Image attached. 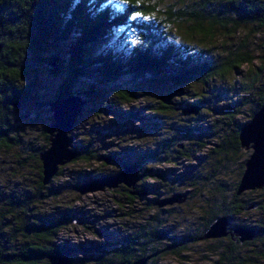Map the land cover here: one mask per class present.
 Returning a JSON list of instances; mask_svg holds the SVG:
<instances>
[{"label": "trees", "instance_id": "16d2710c", "mask_svg": "<svg viewBox=\"0 0 264 264\" xmlns=\"http://www.w3.org/2000/svg\"><path fill=\"white\" fill-rule=\"evenodd\" d=\"M239 33L242 38L230 47L219 42ZM250 36L254 43L255 36L261 39L262 55H258L264 57V0H0V146L22 141L19 133L12 134L13 112L28 118V109L47 120L40 128L42 143L34 146L25 141L37 161L38 178L33 187L18 192L0 188V264H47V255L56 251L69 264H117L123 260L126 264L147 255L145 264H156L163 254L177 252L175 245L183 247L185 238L213 239L208 246L213 253L209 264H253L263 258L264 185L238 192L237 184L250 152L240 145L238 129L264 102V82L256 85L253 76L240 94L228 84L215 82L225 81L228 73L251 62ZM43 70L57 78L49 96L43 95L47 86L41 80ZM252 88L255 97L248 94ZM166 93H171L169 102L159 97ZM71 95L82 99L75 119L84 107L97 102L103 110H113L114 118H104L99 127L83 136H71L72 127L67 131L69 149L76 151L72 161L96 159L101 165L110 164L83 180L74 172L70 188L135 165L140 177L130 185L119 181L114 187L124 191L123 205L130 210L142 199L152 211L145 222L111 240L57 244L56 232L77 219L74 210L68 206L55 213L34 210L51 193L44 192L50 188L47 183L65 165H56L49 179L42 181L38 153L48 146L49 102ZM136 98H143L145 105H131ZM201 107L222 117L214 122L196 119ZM241 107L246 110L240 111ZM190 108L195 112L185 111ZM144 109L148 113H141ZM241 112L248 118L239 122L236 116ZM124 124L127 127L120 130ZM109 129H119L118 139L113 142L108 135L111 145L105 147L102 136ZM132 134L139 142L121 145ZM202 150L201 177L186 176L185 170H179L171 178L168 168H151L158 163H177L180 158L191 160ZM231 174L234 180L227 183ZM147 178L166 189L157 191L156 182ZM200 181H212V194L220 198H213L209 205L206 200L208 212L201 230L174 240L161 214L184 202ZM148 190L155 196L146 202L143 198ZM173 194H179V200L157 203ZM249 212L253 215L248 216ZM220 216L225 217L226 233L203 236ZM238 227L250 229V237L240 239L235 232ZM77 248L84 254L75 259L71 255Z\"/></svg>", "mask_w": 264, "mask_h": 264}, {"label": "rangeland", "instance_id": "374dc122", "mask_svg": "<svg viewBox=\"0 0 264 264\" xmlns=\"http://www.w3.org/2000/svg\"><path fill=\"white\" fill-rule=\"evenodd\" d=\"M242 36L243 34L239 33L236 37H232L231 39L222 38L219 42L222 41L225 46L230 47L232 44L238 43L240 40L239 38H242ZM250 38L251 36L247 38V49L248 54L252 56L251 62L241 65L237 71L228 73L225 81L215 79L216 83L223 82V84H228V86L231 87V90L238 94L241 93L240 91H243L242 87L244 83L248 82L253 76H255L254 82L256 85L264 82V57L258 55H262L259 48L260 46L258 47L261 39L255 36V44L250 40ZM216 42V45L219 46V42ZM193 46L196 45L193 44ZM216 49L219 50L220 48L216 47ZM56 79L57 78L51 75L48 71H41L42 83L47 85L43 95L49 96V88L50 86L51 88H54V82ZM255 91L256 89L252 88L248 93L249 96L255 97ZM238 94H236V96ZM184 96L186 97L187 95H183V97ZM131 105L140 107L145 105V101L143 98H136L131 102ZM99 106L100 103L97 102L96 105L94 104L89 105L86 108L84 107L80 117L75 119V121L71 124V127L74 125L70 131L71 136L72 134L83 136L84 133L92 132L93 129H96L95 127H99L104 118H114L113 110H103ZM96 109L97 111H95ZM191 110L192 109L190 108L185 111L191 112ZM242 110L245 111L246 107H241L240 111ZM27 111L29 112L28 118L17 117V112H13L12 116L14 124L12 134L17 136L16 133H19V136L22 137V141L20 143H13L8 147L0 146V188L7 192L13 190L17 192L23 191L24 187L32 188L34 182L38 178L37 161H35L33 150L27 146V142L25 141L29 140L32 142V145L42 143L43 137L41 136L40 128L43 126L42 123L47 122V120H45L46 118L43 115L36 117L35 114L37 112L35 113L28 109ZM177 112H179V110L175 109V115H178ZM198 112L199 114L196 119L204 122H214L216 118V120H218V118L222 117L221 113L212 111L207 107H201ZM141 113H148V111L144 109ZM247 118L248 116L245 112H241L236 116V119L239 122L245 121ZM120 121L123 120L121 119ZM125 127L127 126L124 124L119 129L124 130ZM119 129H109L107 130V133L103 134V146L108 147L111 145V143L108 142V135H112V141L116 142L118 139L117 133L119 132ZM136 142H139L138 137L133 135L132 138L128 137L125 140H122L121 145H131ZM249 149V147L246 148L247 151ZM204 155L205 152L202 150L198 151L196 153L197 157L191 160L180 158L177 163H158L153 165L151 168L159 171H161V169L165 170L168 168L167 176L171 178L175 177L179 170H185L184 174L186 176L194 175L196 177H201L203 175L202 171L204 168ZM242 155L244 156L243 153ZM62 164L65 165L62 166L61 172L56 174L57 176H53L51 184L47 183L50 185V188L44 190V192L50 191L51 193L48 194L49 196L42 202H39L36 206H34L35 212L55 213L56 211H59L60 208L64 209L63 207L66 206L74 210V213L77 215V219L74 218L76 220L65 223L64 226L56 232L54 242L57 244L64 242H81L83 244H91L94 241L111 240L119 233L129 231L130 229H133L139 224L145 222L150 212H152L149 211L151 208H148L150 205L144 203L142 199H140L141 201L135 203V205H132L134 206L132 210H130L129 206H124V191L118 189L117 186L95 187L94 189H87L82 192L77 190L75 186L70 188L71 184L69 183L73 180L70 175L74 172L77 173V178H81L79 180H83V178L87 175L97 171L101 172L106 167L109 168L110 164L105 163L104 165H101V162L96 159L89 162H81L80 160L72 161L69 159ZM60 165L61 164H59V166ZM173 171L174 175L172 174ZM146 180L150 183L156 182L155 187L157 191H163V189H166L164 184L157 186L158 183L154 180V178H147ZM233 180L234 178H232V174L225 179L227 183H231ZM213 186L214 183L212 181H208L204 184L200 181L199 184L195 185L194 190L192 189L193 191L188 192V197L184 202L168 207V213H164V215L161 214V216H163L166 220L164 227H167L168 230H170L169 232L175 235L173 237L174 240H176L178 236L193 235L201 230L205 221V216L208 212L206 200L209 205L213 198H220L219 195L212 194L214 193V190L211 189ZM225 194L228 196V193L225 192ZM152 196H155V193L148 190L143 199L145 200L146 198H151ZM224 196L225 195H223V197ZM252 196L254 198V195ZM145 201L148 202V200ZM106 211L109 212L106 213ZM124 211H128L130 215L123 213ZM103 212L106 214H103ZM247 215L252 216L253 212H249ZM181 242L184 244L183 247L175 245L177 252L163 254L156 259V264H209L210 259L213 258V253L208 250V246L213 243V239H197L192 241V239L185 238ZM83 254V250L77 248L72 252L71 256L76 259L77 256H82ZM75 264H77V261ZM253 264H264V257L256 259Z\"/></svg>", "mask_w": 264, "mask_h": 264}, {"label": "water", "instance_id": "95a60500", "mask_svg": "<svg viewBox=\"0 0 264 264\" xmlns=\"http://www.w3.org/2000/svg\"><path fill=\"white\" fill-rule=\"evenodd\" d=\"M171 93L163 94L160 99L169 102ZM82 99L71 95L63 98H55L49 102L52 123L47 127L48 146L38 153L41 163L42 181L46 182L55 171L56 165L62 164L73 157L76 151L69 149L71 137L67 134L75 115L80 109ZM16 104V103H15ZM196 109L192 111L195 112ZM238 139L244 148H250L248 156L243 161V170L237 184V191L264 185V102L252 114V116L238 129ZM140 174L135 165L124 166L122 170L109 176L94 178L86 183L75 186L80 192L95 187H111L122 181L126 185L132 184ZM179 200V194H173L157 201L158 204ZM225 217L215 218L205 230L203 236H219L226 233ZM250 229L236 228L235 232L240 239L250 237ZM59 256L57 251L47 255V264H69L66 257ZM139 257L126 264H145V259ZM124 261V260H123ZM123 261L117 264H124Z\"/></svg>", "mask_w": 264, "mask_h": 264}, {"label": "snow or ice", "instance_id": "6c2138e0", "mask_svg": "<svg viewBox=\"0 0 264 264\" xmlns=\"http://www.w3.org/2000/svg\"><path fill=\"white\" fill-rule=\"evenodd\" d=\"M124 2H126V0H124Z\"/></svg>", "mask_w": 264, "mask_h": 264}, {"label": "bare ground", "instance_id": "6f19581e", "mask_svg": "<svg viewBox=\"0 0 264 264\" xmlns=\"http://www.w3.org/2000/svg\"><path fill=\"white\" fill-rule=\"evenodd\" d=\"M73 126H74V125H73ZM73 126H72V127H73Z\"/></svg>", "mask_w": 264, "mask_h": 264}, {"label": "flooded vegetation", "instance_id": "af4514ba", "mask_svg": "<svg viewBox=\"0 0 264 264\" xmlns=\"http://www.w3.org/2000/svg\"><path fill=\"white\" fill-rule=\"evenodd\" d=\"M40 163V162H39ZM41 164V163H40Z\"/></svg>", "mask_w": 264, "mask_h": 264}]
</instances>
